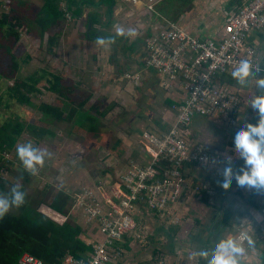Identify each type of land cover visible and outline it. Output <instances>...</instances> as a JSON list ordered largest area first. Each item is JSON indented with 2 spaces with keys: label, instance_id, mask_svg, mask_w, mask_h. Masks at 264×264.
I'll list each match as a JSON object with an SVG mask.
<instances>
[{
  "label": "crops",
  "instance_id": "1",
  "mask_svg": "<svg viewBox=\"0 0 264 264\" xmlns=\"http://www.w3.org/2000/svg\"><path fill=\"white\" fill-rule=\"evenodd\" d=\"M232 1L62 0L61 3L73 9L69 21H64L60 40L65 52H59L62 62L69 65L64 68V64L61 73H57L58 69H41L42 78L47 81L46 89L56 94L58 101L46 99L41 105L57 107L62 115H53L41 106L40 119L52 125L49 129L43 127L47 130L46 141L49 137L67 139L65 135L69 132L68 137L75 138L74 141L84 140V148L75 143L58 144L59 157L46 171L48 180L67 188L68 192L64 193L68 202L66 199L59 202L63 209L54 206L60 189L57 196L50 198L45 196L48 193L42 185V191L31 197L28 190L39 187L38 183L33 185L39 176L30 175L26 180L22 188L23 204L57 223L65 222L67 216L73 217L70 213L75 214L73 221L84 227L89 243L107 241L99 221L91 219L77 203L79 197L86 190H93L107 208L106 198L117 201L114 189L121 184L124 173L135 164H148L153 159L154 147L144 132L169 131L177 120L176 106L188 95L185 76L179 74L173 78L146 66L149 54L146 39L171 23L200 39L204 34L223 38L224 10L244 0L240 4ZM151 2L153 7L149 8ZM82 6L85 11L88 8V13L83 11L85 15L73 16ZM98 38H103L104 43H97ZM247 42L257 50L259 71L247 72L243 79H237L229 71L222 72L214 81L238 95V109L230 115L196 114L188 128V138L204 143L218 157V164L184 165L182 194L166 211L140 205L136 212L138 228L111 246L110 264H207V253L199 251L200 245L210 247L229 233L236 235L241 231L247 232L254 243L249 246L245 241L240 264H264V189L238 185L234 177L227 183L219 179L225 159L231 160L232 173L239 172L243 166L232 142V129L237 123H256L259 115L251 107L250 99L264 94V89L256 84L258 78L264 77V26L252 29ZM55 75L66 78L76 90L69 95L64 94V87L61 91L52 90L48 77ZM55 128H61V132ZM77 132L82 134L80 139L75 136ZM9 193L0 190V196H10ZM19 207L13 206L9 212L17 213Z\"/></svg>",
  "mask_w": 264,
  "mask_h": 264
},
{
  "label": "built area",
  "instance_id": "2",
  "mask_svg": "<svg viewBox=\"0 0 264 264\" xmlns=\"http://www.w3.org/2000/svg\"><path fill=\"white\" fill-rule=\"evenodd\" d=\"M129 1L137 3L139 0ZM147 6L152 8L153 3ZM224 17L226 34L220 39L197 38L177 23L146 39L149 49L146 66L173 78L179 74L185 76L188 95L176 106L177 120L169 131L144 132L154 147L153 159L148 164H135L124 173L121 184L114 189L117 201L106 198L107 208L93 190H86L79 197L77 203L91 219L99 221L107 241L95 243L93 252L84 257L68 254L62 264H110L111 246L138 228L136 212L140 205L158 212L166 211L182 194L184 165L218 164V157L204 143L188 138V128L196 114L230 115L238 109V95L214 81L216 75L227 72L241 54L249 57L250 66L259 68L255 58L257 50L247 42V37L252 29L264 26V2L244 0L240 5L225 9ZM20 264L45 262L31 252H24Z\"/></svg>",
  "mask_w": 264,
  "mask_h": 264
},
{
  "label": "trees",
  "instance_id": "3",
  "mask_svg": "<svg viewBox=\"0 0 264 264\" xmlns=\"http://www.w3.org/2000/svg\"><path fill=\"white\" fill-rule=\"evenodd\" d=\"M110 1L111 3L113 2V0ZM61 2L62 0H46L40 14L37 13L35 15V17L41 15L38 22L43 25L42 35L45 34L44 32L52 30L53 27L61 25L62 21L71 15V10H73L71 6H63ZM87 2L88 4L93 3L91 1ZM234 2L241 3L240 0H234L232 4ZM1 4L2 1L0 0V6ZM17 6L18 4L16 3L9 12H2L0 16V55L1 53L2 55H8L14 60L9 67L0 70V78H13L15 80V84L9 85L6 88L11 97L30 105H36L33 97L28 92L35 93L40 90L37 84L38 81L28 83L17 75L18 67L20 68V66L18 61L14 59L16 56L12 53L13 47L21 38V33L18 28L23 25L25 17L30 18V13L25 12L20 4L18 6L20 9H16L15 7ZM83 11L84 7L82 6L79 11H75L76 13L73 16L78 17ZM50 38L51 42H55L58 34L50 35ZM2 61L3 59L0 58V63ZM31 79L34 80L35 78L31 77ZM48 80L51 84V89L54 91H61V88L64 87L65 95H69L76 90L74 84L67 83L60 75L48 77ZM42 106L44 110H47L53 115H62V112L57 107L47 106L45 104ZM35 127L36 124H30L29 130L32 129L31 132L35 133L39 139L44 138L47 130L34 129ZM23 128L24 126L20 122L15 123L13 126L15 133H20ZM13 138V134L9 135L8 139L3 134H0V141L3 142L0 144L1 149L12 148L14 143ZM27 175L30 176L29 173ZM26 178L29 179V177ZM4 185L5 182L0 183V190L7 194L8 191ZM64 198L67 203V196H64ZM61 199L62 196H59V199L54 204L56 208L60 209L61 205L59 202ZM24 252H31L38 256V258L44 260L45 264H62L63 259L68 254H72L75 257H84L88 253L93 252V244L87 240L82 225L70 223L60 225L42 213L33 210L32 207L25 203L19 207L17 213L8 212L3 217H0V264H20V256Z\"/></svg>",
  "mask_w": 264,
  "mask_h": 264
},
{
  "label": "rangeland",
  "instance_id": "4",
  "mask_svg": "<svg viewBox=\"0 0 264 264\" xmlns=\"http://www.w3.org/2000/svg\"><path fill=\"white\" fill-rule=\"evenodd\" d=\"M1 1L2 4L0 6V16L2 12H9L12 6H15L16 3L18 4V6L20 4L23 7V10H25V12L30 13V18L25 17L23 25L18 28L21 33V38L19 39L18 43H16L13 47L12 53L14 56H16L14 59L18 61V64L20 66V68L18 67L17 75L22 80H25L28 83H32L33 81L37 80L38 87L41 89V91L38 90L35 93L28 92V94L33 97V100L36 104L30 105L24 101H20L10 96L6 88L9 85L15 84V80L13 78H0V134H3L4 137H6L7 139L8 136L12 134L14 137V143L12 145V148L9 147V149H1L0 147V183L6 182L5 186L8 192H11L13 185H19L22 190L27 180L26 177H29L27 175L29 173L31 175V178H33L34 176H39L40 178L37 182H35V180L33 181V185L38 183V190L37 188L33 187L28 190L29 193H32L31 197H34V194L37 195L38 192L42 191L40 188H42V185H44V188L47 190L46 191L44 189V191L48 193L45 196L54 198L61 191L60 196H62V200H65L64 192H68L66 186H59L57 182H54V180H48L49 176L46 177V171H48L49 167L55 164L54 160L57 158V156L59 157V152L57 151V149L59 148L56 147L58 144H81L79 148L82 149L84 148V140H80L82 143L74 141L75 138L73 139L68 137L70 135H68L69 132H67L65 135L67 139H62V137L54 138L48 136L51 139H48L46 141L44 138L39 139L35 133H32V129L29 130V126L30 124H36V127L34 129L41 130L43 127L45 129H49L52 126L51 123H48L47 125V123L43 122V120L40 119V107L42 106L41 104L45 103L46 99H48L49 101H56L57 99L56 94L46 89L47 81L42 78L43 70L41 69L48 67L49 70L53 71L58 69L57 73H61V68L63 67V65L65 64L64 68H67L66 66L69 65L65 61L64 63L62 62V59L59 58V52H65V49L63 50V47L60 44V40H62L61 38L64 32V21H69L70 16H68L67 19L63 20L61 25L53 27L52 30H48L47 32H44V35H42L43 25L38 22V19L41 18V15L39 17H35V15H37V13L40 14L46 0ZM61 4L65 6L64 3ZM18 6L15 8L20 9ZM87 9L88 8H86V11ZM85 12L83 13L84 15ZM83 14L81 16H83ZM55 33L58 34V40H56L55 42H51L50 35H53ZM82 35L84 36L83 32L81 33V36ZM0 58L3 59V61L0 63V70L6 69L14 62V60L10 56L2 55V53L0 55ZM31 77H34L35 79L32 80ZM64 80L66 81V78H64ZM22 89H24V87H22ZM57 102L58 101H56L55 103ZM18 122H20L24 126V128L20 133H15L13 130V126L15 123ZM9 123L11 124L8 125ZM67 125H71V122L67 121ZM55 129L57 130V132H61V128ZM75 136L80 139L82 137V134H79L77 132ZM25 142H31L34 147H37L40 150L44 149L42 151L47 153L44 159L43 166L38 167L34 174L24 169L16 154V146ZM1 143L3 142L0 141V144ZM65 146L67 147V145ZM59 147L61 148V146ZM51 177H54V174H51ZM43 178H46L45 181L43 180ZM58 189H60L59 192ZM26 195H28V193H26ZM73 200L71 201L73 202ZM74 215L75 214L70 213V216L73 217L67 216L68 219L65 222L61 221L58 222V224H77L75 221H73V218L75 217Z\"/></svg>",
  "mask_w": 264,
  "mask_h": 264
},
{
  "label": "clouds",
  "instance_id": "5",
  "mask_svg": "<svg viewBox=\"0 0 264 264\" xmlns=\"http://www.w3.org/2000/svg\"><path fill=\"white\" fill-rule=\"evenodd\" d=\"M122 32L121 29H117ZM97 43L103 44L104 39L98 38ZM237 79H243L244 74L251 71H259L255 66L249 65V57L241 54L228 68ZM260 89H264V77L256 81ZM251 107L257 110L259 118L255 124L245 122L235 124L232 129V142L239 157L243 160V166L237 173L231 171V160L225 159L222 164L223 174L219 177L221 183H227L234 177L236 183L241 186L264 189V94L253 95L250 99ZM16 154L28 172L35 173L38 167L44 164L46 152L34 147L31 142H25L16 146ZM25 201V193L19 185H13L10 196H0V217L7 214L11 207H19ZM245 241L252 246L254 241L247 232L241 231L236 235L229 233L225 237L213 242L211 246L200 245L199 251L207 253V264H240L239 257L244 254Z\"/></svg>",
  "mask_w": 264,
  "mask_h": 264
},
{
  "label": "water",
  "instance_id": "6",
  "mask_svg": "<svg viewBox=\"0 0 264 264\" xmlns=\"http://www.w3.org/2000/svg\"><path fill=\"white\" fill-rule=\"evenodd\" d=\"M261 1H263L264 2V0H261ZM204 37L203 38H207V37H210L209 35H203Z\"/></svg>",
  "mask_w": 264,
  "mask_h": 264
}]
</instances>
